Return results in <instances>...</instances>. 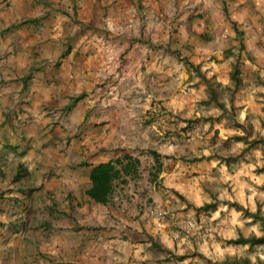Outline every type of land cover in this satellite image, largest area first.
I'll list each match as a JSON object with an SVG mask.
<instances>
[{
    "label": "rangeland",
    "instance_id": "1",
    "mask_svg": "<svg viewBox=\"0 0 264 264\" xmlns=\"http://www.w3.org/2000/svg\"><path fill=\"white\" fill-rule=\"evenodd\" d=\"M228 1L223 10L211 3L205 20L189 0H141L135 11L124 0H15L13 11L5 7L6 0L0 1V94L5 97L2 101L0 96V108L5 104L9 117L16 112L27 116L13 125L12 135H6L12 145L1 148L0 141V264L41 262L47 248L54 252V264H77L82 250H91L96 242L89 233L79 241L75 233L97 227L96 212L110 213L84 192L90 185L88 160L98 153L110 157L111 144L99 147L97 135L86 134L92 127L85 120L91 112L80 113L74 104L68 111L65 107L82 88L72 82L74 89H69V55L98 69V54L107 43L105 53L115 71L106 78L97 77L95 67L84 73L80 79L90 83L82 94L89 92L94 99L100 90L108 93L111 88L110 102L125 106L124 113L112 112L114 149L129 145L128 151L141 161L140 178L118 190L112 206L130 220L147 218L157 228L159 247L151 246L157 263L264 260V245L227 243L240 234L248 237L262 231L258 220L244 217L231 204L264 214V171H257L264 166V34L253 45L248 38L243 41L248 52L239 49L232 22L242 3ZM263 4L258 0L257 6ZM257 13L250 16L259 17L260 24L264 17L261 9ZM190 16L203 20L200 32L188 23ZM236 62L242 84L234 90L230 71ZM188 63L211 80L226 111L209 100L206 85ZM126 66L135 72L130 78L136 84L113 89ZM157 66L162 71L155 73L152 67ZM147 67L157 82L151 81ZM105 80L110 86L101 89ZM30 90L37 98L45 90L51 98L34 100L26 95ZM14 94L16 104L10 98ZM36 108L42 112L41 125L30 116ZM112 130H101V141ZM148 150L164 157L155 182L149 179L153 160L145 153ZM229 158L233 161L226 164ZM19 163L28 176L14 183ZM44 202L50 205L42 206ZM206 203H215V209L194 210ZM150 208L158 219L152 220ZM113 221L121 227L117 218ZM33 250L35 258L27 260Z\"/></svg>",
    "mask_w": 264,
    "mask_h": 264
},
{
    "label": "crops",
    "instance_id": "2",
    "mask_svg": "<svg viewBox=\"0 0 264 264\" xmlns=\"http://www.w3.org/2000/svg\"><path fill=\"white\" fill-rule=\"evenodd\" d=\"M14 1L15 0H12L11 2H9V0L8 1L6 0V6L5 7L7 9H10L13 11L14 10ZM127 1H130V4H131L130 8H132L134 11L136 10L137 7H139L142 4L141 0H124L125 3ZM189 1H191L190 2L191 6H194L196 9H199V10H201V12L204 13V17H203L204 20L207 19V16L210 14L209 10H210V4L211 3L216 2L218 9H222V10H223V6L229 3L228 0H189ZM239 1L242 4L237 8L236 22H232V23H233V28L235 25L237 30L240 32V35H238L234 29V33H236L235 36H236L237 40L239 41V49H241L242 51H245V46H244L243 41L247 40V38L250 41H252L251 42L252 45H253L254 41H257V39L262 40V38H263L264 18H262V21L259 24L258 20L260 18L259 17H251L250 15L257 16L258 15V13H257L258 9H261L262 17H264V4L261 5V7H259V6H257L258 0H239ZM256 18H257V20H256ZM188 20H189L188 23L190 25L195 26V28H194L195 31L200 32V29L198 28V26H203V24H202L203 20H200V19L195 18V17L192 18V16H190L188 18ZM239 24H241L243 27H239ZM249 24L254 28V31L251 30L252 27ZM248 26H250V27H248ZM242 30L244 31V33ZM201 31H203V30H201ZM260 36H262V37H260ZM106 45H107L106 49H105V47L102 46V51L104 50V52H99V54H98V56L101 58V62L98 63L99 64L98 69L96 68V65L93 66L92 63H90V62H85V61L84 62H78V60L75 61V59L73 58L72 55H69L70 56L69 60L71 63L69 68L71 69L72 72L70 73L69 77L67 78V80L70 83V86L67 85V87L69 86V89L73 90L74 87L72 85V82L74 84H78L77 86H79L80 88L82 86V88L79 92V94H81L82 96L80 95L81 98L74 104L75 105L74 108L77 111L80 110V113H84L86 110H87V112H91V114L88 113V115L85 119L86 122L88 124H91V126H92L90 128V131L86 132V134L93 131L92 136L94 135L96 137V135H97L96 140H97V145L99 147L108 146L111 144L110 148H108L109 155H111L110 157L103 158V156L101 154L99 155V153L95 154V155L93 154L92 158H90V159L87 157V159H89L88 160L89 162H87V164H88V166H87L88 178H89V173L93 167H95L101 163H105L111 159L120 157L121 155H123L125 153H130L128 151L129 145L126 146V148H123L124 144H122L121 150L116 151L114 149V144H113V140H112V134H113L114 130H112L113 125H110L114 122V117L112 115L114 113H112V112H113V109H118L119 112L124 113L125 106H124V104H122L120 102L119 103L110 102L109 99H111V98L109 97L108 94H110V90H111V88H109L111 81L105 80L102 87H101V89L109 88V92L104 93V91L100 90L101 94H99V96H97L93 99V96L89 92H86L88 89V84L90 82L85 81L83 79H80L81 77H84V76L86 77V74L83 75L84 73L90 74L91 70H93L94 67H95V70H97L99 72V74H97V77H102V78L110 77V75L115 71V68H113L112 65H109V63H108V57L109 56H107V54L105 53L106 50L109 49L110 44L107 43ZM248 50L249 49H247L245 52H248ZM134 64H135V62H134ZM130 65L133 66V64L129 63V66ZM161 68H162V66L152 67V70L154 72L155 71L156 72L162 71ZM150 69L147 67L148 73H150L151 76H153V77H151V81L157 82V80H154V72L152 73V70H150ZM255 69L257 72L258 69L257 68H255ZM58 71H59V69L56 70V72H58ZM149 71H151V72H149ZM170 71L166 70V73H171ZM52 73H54V72H52ZM131 73L133 74V76L135 75L134 74L135 72L130 70V68H127V66H126L125 70H123V71L121 70L122 77L119 79L116 87H112V88L116 89V90H123V89H129L130 86L132 87L133 84H136L134 82L132 83V79L130 78ZM91 81L94 83L93 80H91ZM84 85L86 86V88H84ZM37 88H39V87H37ZM60 88L61 87H59V89ZM90 88L92 90H94L93 87H90ZM62 89H65V88H62ZM84 90H86V91L84 92V95H83L82 93ZM39 92H40L39 98H37L36 95H33V90H30L29 94H26V95L29 98L34 97V100L40 99L41 102L44 101L45 99L50 100L51 96H49L48 92H46L45 90H42ZM73 95H78V94H73ZM0 96H1L2 101H3L5 99V97H3V95H1V94H0ZM43 96L45 99L43 98ZM70 96H72V95H70ZM116 96L119 97V94L116 93ZM77 97H79V96H77ZM150 97L151 96L148 95L147 98H150ZM10 98H11V100L14 101L15 104H16V102H18V100H16V98H17L16 94L10 95ZM73 98H76V97H73ZM90 99H92V100H90ZM94 101H97V103H95ZM110 103H112L111 109H107L108 106L110 105ZM1 106L2 107L0 108V119H1V121H0V137H1V140L0 141H2V144H1L2 145L1 148H2L4 146V144H6V143L12 145V140H10L9 137L6 135H9V134L12 135L13 127H15L13 125L17 124V120H19V119L23 120L24 118L26 119L27 116H25V115L21 116V114H19L18 112H16L15 115H10V117L6 116V113H4L6 111L5 104L2 103ZM30 116L32 117V119L34 121V124H40L41 125V123L43 122L42 121L43 120L42 112H40L38 108H36L35 111L30 114ZM97 125H100V126H97ZM117 125H118V123L116 124V126ZM109 127L112 131L110 133H108V135L104 139H102V141H101L102 134H103V132L101 130L109 129ZM88 139H89V136L86 137V142ZM4 140H6L7 142ZM88 145H89V142L86 143V147ZM16 146H17V144H16ZM19 164H21V163H19ZM2 174H3V170L0 167V175H2ZM38 204H37V206H38ZM94 204H96V203H94ZM41 205L42 206L50 205V203L44 202ZM97 205H99V207L102 206L103 208H105L104 211L107 209V211L110 213L108 214L106 211H105V213L96 212L97 213L96 214V216H97V218H96L97 227H94L93 230H90L89 232L85 228H82L80 231H76L75 234H78L77 238H80L79 241H83V240H86V238H88L87 236H82L83 233L91 234V238L96 240V242L94 243L91 250L88 249L87 247L82 250V252H83L82 256L79 255L80 257L77 259L78 260L76 262L77 264H163V262L157 263L156 258H154V252L151 249V242L148 240V237L146 236V233H147L156 242L154 233L157 232V228H154V226L152 227L150 225L149 221L145 220L147 218L140 217V218L135 219V220H132V219L130 220V218L128 219V217H126L127 214H125V213L119 214L118 211H116L112 205H106V206H103L100 204H97ZM46 207L48 209H50V206H46ZM151 209H153V208H150V211H149L150 214H152ZM99 214H101V215H99ZM152 215H153L152 220L158 219L154 216V214H152ZM92 216H95V213H92ZM106 216H107V218H106ZM116 218H117V220L120 221L119 225L121 227L118 226V223L115 225V222L113 220H115ZM109 221H111V222H109ZM80 225L81 224L79 223V226ZM64 228H65V226L61 229L62 232H65ZM68 237L72 238L71 234L68 235ZM63 238H65V237H63ZM63 240H64V242L66 241L65 239H63ZM43 252H44L42 254L43 259L41 260V262H36L34 264H54L55 258L52 257V254L54 252H52V250L50 248L43 250ZM45 252H47V253L45 254ZM34 253H35V250L31 251L29 254H26L27 260L34 259L35 258ZM57 262H60V261L57 260ZM165 262H168V261H165ZM166 264H168V263H166Z\"/></svg>",
    "mask_w": 264,
    "mask_h": 264
},
{
    "label": "trees",
    "instance_id": "3",
    "mask_svg": "<svg viewBox=\"0 0 264 264\" xmlns=\"http://www.w3.org/2000/svg\"><path fill=\"white\" fill-rule=\"evenodd\" d=\"M34 20H26L24 23H33ZM234 29L238 35L240 32L234 25ZM242 48V47H241ZM189 67L192 71L200 77V79L206 85L207 92L209 94V100L222 110L226 111V108L223 104L217 101L216 92L212 87L211 80L207 79L203 74H201L198 66L188 63ZM240 69L238 66V62L234 63L232 69L230 71V81L234 87V90H237L241 84L242 80L240 77ZM81 97L71 98L70 104L65 107L66 111L70 110L72 105L75 104ZM185 129V128H184ZM187 129V128H186ZM186 131V130H185ZM237 140L241 141L244 138L236 137ZM149 156H151L153 162L149 170V179L151 182H155L158 176L163 171V163L162 157L158 154L155 150H148L145 152ZM204 158H198L194 161H201ZM218 159H220L218 157ZM232 158L225 160L226 164L232 162ZM140 166L141 161L137 156H134L131 153H125L120 157L111 159L105 163H101L95 167H93L89 173V182L90 186L88 189L85 190L84 194L90 200H92L96 204H100L103 206L106 205H113L115 195L117 194L118 190H122L125 188L130 182H135L140 178ZM258 172L264 171V166L257 170ZM28 174L22 164H18L17 170L13 174L12 181L14 183L19 182L22 177L27 178ZM2 177V175H0ZM23 193V191H20ZM178 195V194H177ZM180 199H183L181 195H178ZM237 211L241 212L244 217L251 218L253 220H258L262 227V231L260 235H250L248 237H244L241 234L237 236L235 239L227 240V243L232 246H248V247H255V246H262L264 245V214H261L259 210L255 211L254 213H250L248 210L243 208L242 206L238 205L237 203L231 204ZM215 209V203H206L201 207L194 208L196 212L203 211H213ZM148 240L151 242L152 248H158V244L153 240L151 236H147ZM167 253H170L167 251ZM169 261V258H165L163 260ZM220 264H264V260L258 259L256 262L252 263L249 258H234V259H226L222 261Z\"/></svg>",
    "mask_w": 264,
    "mask_h": 264
}]
</instances>
